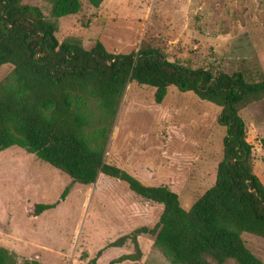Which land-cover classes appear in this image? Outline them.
Returning <instances> with one entry per match:
<instances>
[{
  "label": "rangeland",
  "instance_id": "1",
  "mask_svg": "<svg viewBox=\"0 0 264 264\" xmlns=\"http://www.w3.org/2000/svg\"><path fill=\"white\" fill-rule=\"evenodd\" d=\"M80 12L58 20L59 42L77 38L84 49L100 42L106 52L126 55L141 44L163 52L183 66L232 73L250 81L264 74V0H103L98 8L79 0ZM51 19L42 0H23ZM0 66V82L11 73ZM219 108L192 93L167 89L161 104L154 90L129 83L122 95L104 154L115 165L149 186H165L188 210L215 181L222 158L225 129L216 123ZM252 146L253 174L264 186V100L239 113ZM70 179L23 149L0 151V248L16 264H87L95 254L140 227L152 228L162 206L135 196L117 180L99 175L91 186ZM59 202V203H58ZM34 216L36 204H55ZM246 248L264 264V240L242 234ZM136 263L169 264L153 245V237L138 239ZM133 253L122 248L102 252L96 264H108ZM226 264H233L228 262Z\"/></svg>",
  "mask_w": 264,
  "mask_h": 264
},
{
  "label": "trees",
  "instance_id": "2",
  "mask_svg": "<svg viewBox=\"0 0 264 264\" xmlns=\"http://www.w3.org/2000/svg\"><path fill=\"white\" fill-rule=\"evenodd\" d=\"M22 1L0 0V66L12 67L0 82V151L23 149L67 176L70 184L59 202L72 185L91 186L102 175L162 206L152 228L140 227L119 237L87 264H96L105 249L122 248L126 242L133 253L108 264L140 261L141 236L153 237L154 247L169 264H263L241 238L250 234L264 240V186L253 174L252 146L239 113L264 100V74L259 81H250L239 71L192 69L168 61L162 51L144 44L122 55L106 52L100 42L89 50L74 37L59 42L58 20L79 13L80 1L42 0L50 7L51 19ZM86 1L98 8L103 0ZM129 83L153 89L155 104H161L167 89L174 87L220 110L216 123L225 129V136L215 181L188 210L169 188L144 185L104 161L108 135ZM58 203L36 204L34 216ZM0 264L16 261L0 248Z\"/></svg>",
  "mask_w": 264,
  "mask_h": 264
}]
</instances>
